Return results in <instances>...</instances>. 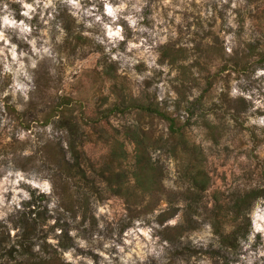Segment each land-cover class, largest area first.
<instances>
[{"label": "clouds", "instance_id": "1", "mask_svg": "<svg viewBox=\"0 0 264 264\" xmlns=\"http://www.w3.org/2000/svg\"><path fill=\"white\" fill-rule=\"evenodd\" d=\"M224 4L228 5L225 9V55L232 54L238 40L249 44L259 40L257 51L264 52V0H218L217 6ZM146 6V0H0V113H3L0 115V130H5L9 139L14 136L15 144L19 145L0 151V228L15 237L4 246L13 259L9 260V256L4 255L0 264H5L6 260L9 264H40L41 261L46 264H55L56 261L59 264H92L87 256L76 255L77 249L99 252L102 257L99 264H172L171 252L176 242L202 250L199 251L202 258L193 256L188 264H207L204 253L210 251H219L220 255L216 257L218 264H264V114H260L264 113V64H253L249 70L233 72L227 88L217 89V94L225 92L229 99L242 98L245 101L246 119L241 123L245 129H251L260 141L253 152L248 142L249 133L244 132L241 138L248 142L245 149L236 148L234 142L228 144L229 148L235 149L234 156L237 151L244 152L238 161L245 166L247 173L227 188V193H236L239 199L246 200L238 213H228L233 223L224 226L223 234L233 239V245H221L220 236L214 231V221L203 208L191 216L198 229L180 231L185 223L186 202L183 199L167 203L161 199L149 211L132 217L125 214L121 218L123 230L113 226L110 235L108 216L101 219L106 209L99 203L90 202L91 215L97 223L90 237H85L82 233L89 223L85 221L81 225L79 213L73 220L71 214L60 206L61 197L55 189V165L38 150L52 138V124L36 129L44 136L37 143L31 133L16 127L17 122L8 116L5 98L10 97L7 100L9 107L17 113L23 112L43 90L41 77L49 82L59 77L67 85L72 82L69 73H78L83 56L90 53L106 61L95 65L101 76L106 65L113 64L116 65L117 77L127 75L130 80L141 83L162 72L159 79L164 82L153 83L147 91L158 89V99H164L168 91L175 99V94L166 85L178 72L167 61L157 63L160 56L158 45L165 44L174 32L170 24L158 28L157 24L164 22L153 23L155 15L146 16ZM168 15L171 17V12ZM199 15L210 18L214 11L209 6ZM76 37L87 42L77 44ZM68 45H72L74 51ZM181 46L192 48V44L186 42L177 45ZM192 59L181 63L191 64ZM141 63L144 69L138 72L136 66ZM192 74L197 78L200 76L195 68ZM192 93L189 100L199 95L195 88ZM100 94L109 95L107 89ZM132 95H137L135 89ZM112 99L114 97H110L109 103ZM215 102L219 103V100ZM207 119L216 123L211 114ZM225 120L229 127L235 124L230 115L225 116ZM64 147L67 148V143ZM155 158L153 155V160ZM255 164H259V168L254 167ZM175 181L176 175L172 171L162 185L168 191H181ZM41 197L49 216L55 217L57 212L64 214L69 225L66 231L74 247H58L48 236L47 243L51 247L45 251L46 240L32 237L29 258L27 254H20L18 246H13L19 239L16 233L22 232L18 221L22 216H28L30 207H35L32 202ZM148 203L145 198L136 207L142 209ZM174 209L179 211L170 214ZM52 223H55L54 219L49 221ZM75 225H80V228ZM60 232L61 229L57 228L52 235L59 237ZM166 233L179 234L176 241L170 242L165 238Z\"/></svg>", "mask_w": 264, "mask_h": 264}, {"label": "rangeland", "instance_id": "2", "mask_svg": "<svg viewBox=\"0 0 264 264\" xmlns=\"http://www.w3.org/2000/svg\"><path fill=\"white\" fill-rule=\"evenodd\" d=\"M146 5L144 9L145 15H155L153 23H156V21L164 22L163 24L158 23V28L163 27L164 24H170L174 32V36H169L165 44L158 45L160 56L157 63L167 61L178 72V75L169 80L166 85L170 92L175 94V99H172L168 91L165 92L164 99H158V89L152 92L147 91L153 83L164 82L159 79V77L163 76L162 72L156 73L151 80L146 79L141 83L130 80L127 75L117 77L115 75L116 65L113 64L106 65L104 74L101 76L97 72L95 65L102 62L106 63V61L103 57L94 53L83 56L79 72L69 73L72 82L67 85L59 77L53 82L41 77L43 90L36 99L30 101L23 112L17 113L14 108L9 107L7 100L10 97L5 98V107L9 118L17 122L16 127H22L26 132L31 133L37 143L43 140L44 136L36 129L46 127L49 123L52 124V138L40 145L38 150L48 161L55 165V189L61 197L60 206L65 209L66 213L71 214V219L73 220L79 213L81 225L85 221L89 223V227L84 229L82 233L85 237H90L91 233L95 231L97 223L96 218L91 215L90 202L99 203L101 208L106 209L101 219L104 216H108L109 235L114 230L113 226L121 229V231L123 230L124 225L121 218L125 214L129 217L137 216L141 212L149 211L161 199L166 203L177 199H183L186 202L184 225L187 227L189 226L187 219L203 208L214 221V231L215 225L220 226L224 231L225 225L233 223L228 213H237L235 203L238 197L236 193H227L228 185L239 178V176L247 175L244 171L245 166L238 161V157L243 155L244 152L237 151L234 156L233 152L235 149L229 148L228 144L234 142L236 148L245 149L246 143L250 142L253 152L260 144L255 133L251 129H245L241 123L242 120L246 119L244 115L247 109L245 101L242 98L229 99L225 92L217 94L218 88H227L228 80L232 78L233 72H244L251 69L253 64H264V52L257 51L260 47V41L258 40L255 44H249L247 41L238 40L232 54L226 56L224 50V36L227 34L225 31V9L228 5L224 4L222 7H218V0H146ZM209 6L212 7L214 15L210 18L200 16L199 12L206 11ZM169 12L172 14L171 17L168 15ZM145 24H148L147 20ZM229 31L231 30L229 29ZM76 41L77 44L87 42L80 37H76ZM182 42L191 43L192 48L177 47ZM68 48L74 51L72 45H68ZM190 58H193L191 64L185 65L181 63ZM136 68L138 72L143 70V63L137 65ZM193 68L200 73L199 78L193 76ZM77 76H79V79H77ZM193 88L199 92V95L192 100L201 98L202 106L196 108L194 115L191 116L185 108L178 110L175 101L179 98V91L189 97L193 95ZM104 89H107L109 95L100 94ZM133 89L137 92L135 97L132 95ZM73 92H76L75 96H73ZM110 97H114L111 103H109ZM145 97L155 99L159 102L160 107L166 109L171 115L178 116L182 123H189L186 126V137L190 143L199 146L202 150L204 168L210 178L207 188L199 193L198 199L192 193L194 189L188 181L183 160L181 161L171 153L159 148L152 149L151 155L152 159L153 155H155L156 158L153 161L163 168L162 181L169 179L170 172L174 171L176 175L175 183L182 190L176 192L165 190L161 181L164 192L158 193L156 200L142 209H130L126 198L117 192L116 184L121 182L124 179L123 177L116 176V179L114 177V184H109L96 171L94 172L93 168L88 166L90 162H87L85 166L86 178L75 179L62 172L60 167L62 153L57 144L59 143L65 148L64 144L67 143V137L66 132L57 121L63 114H72L82 122L95 111L105 110L112 107L114 103L120 104L124 102L120 108L121 110H116L110 116L109 124L111 127L103 124L107 130H113L114 128L123 131L127 125L140 123L143 127L151 129L156 136L168 137V124L166 121L155 116L150 117L148 114H144L143 118H140L136 107H128L131 98L142 100ZM216 100H219V103H216ZM257 111L259 112V110ZM209 114L215 117L216 123L207 119ZM0 115H3V113H0ZM229 115L235 121L232 127H229L225 120V116ZM188 118H190L189 122H187ZM86 130L90 133L92 132L91 129L86 128ZM244 132L249 133L248 142L241 138ZM97 139L98 137L93 134V136L88 135L84 140L86 154L96 166L99 165V159L105 154L104 152L107 149L106 145L97 141ZM6 140L7 143H5ZM123 141L128 151V161L122 169H115L118 172L124 171L127 176L124 179L126 186H132L136 182L133 174L134 144L125 138H123ZM47 145H50L49 150L45 147ZM14 146H19L15 144V137L12 136L9 139L6 131L0 130V151L6 148H13ZM67 148H65V155L68 159L73 160L71 153L67 152ZM253 159L255 160V157ZM254 167L259 168V164H255ZM145 198L149 201L151 200L148 195L144 197V200ZM32 203L35 207H30L31 209L36 208V211L38 209L44 212L42 213L43 222L39 219L40 223L38 224V235L36 238L46 240L45 251L51 247L47 243L48 236H51L52 243H55L58 247L65 249L74 247L72 238L68 236L66 231L69 225L64 214L57 212L55 217L49 216L46 206L43 205V198L34 200ZM178 211V209H174L171 214ZM32 216L36 217L38 215L34 213ZM53 219L55 223L49 224V221ZM62 220L64 221L63 223ZM221 223L223 226L220 225ZM74 227L79 229L80 225H75ZM193 227L188 229L192 231L198 229V225L195 222H193ZM57 228L61 229L59 237L52 235ZM167 234L165 238H167ZM215 234L217 235L216 232ZM16 236L19 239H17L13 248L18 246L20 254L29 256V253L25 250L24 244L26 243L22 244L23 230L16 233ZM11 238L15 237H11V234L0 228V240L2 241L0 258L8 255L9 260L13 259L10 251L4 247L10 242ZM95 247L99 248L101 246L95 245ZM180 247H183L180 249L183 252L172 257V264H181V262L188 264L193 256L198 259L202 258L199 256V251L202 250H194L189 245H181ZM209 247L211 248V245ZM76 255L87 256L92 261V264H99V260L102 259L99 252H93L91 249L88 251L77 249ZM219 255V251L204 253V256L207 257V264H218L216 257ZM5 264H9V261L6 260ZM42 264H46V262ZM55 264H59V261H56Z\"/></svg>", "mask_w": 264, "mask_h": 264}, {"label": "trees", "instance_id": "3", "mask_svg": "<svg viewBox=\"0 0 264 264\" xmlns=\"http://www.w3.org/2000/svg\"><path fill=\"white\" fill-rule=\"evenodd\" d=\"M179 98L175 101L177 109L185 108L189 115H194L195 109L200 108L202 105L201 98L195 100H188V97L179 91ZM122 103H114L112 107L101 111H95L89 115V117L81 122L72 114L61 115L57 121L66 132L67 137V152L71 153L73 160H70L65 155V148L57 144L62 153V160L60 161V167L62 172L69 177L86 178V164L90 162L89 167L93 168L98 175L102 176L109 184H114L116 176L127 178L124 171H116L117 168L124 167V164L128 161V151L125 148L123 138L131 141L134 144V177L136 182L132 186H126L124 179L116 184L117 192L122 194L129 204V208H137L136 206L142 204L144 197L148 195L151 204L156 200L158 193H163L161 181H162V166H158L153 161L151 150L159 148L171 153L173 156L179 158L185 163L186 175L188 181L193 187L192 192L198 199L199 193L205 190L209 183V176L204 168V154L199 146L190 143L186 137V126L189 123H182L180 118L176 115H171L166 109L160 107L159 102L155 99H130L129 108L136 107L139 117L143 118L144 114H148L150 117H158L168 124V137L156 136L151 129L143 127L142 124H130L124 127L123 131L118 129L107 130L103 125L111 127L109 124L110 116L116 111L121 110ZM126 107V108H128ZM139 118V119H140ZM190 118L187 119V122ZM86 128L91 129L92 132H88ZM97 133V134H96ZM98 137L97 141L106 145L107 149L99 159V165L96 166L91 162L90 157L87 156L84 148V140L88 135ZM49 150L50 145L45 146ZM47 150V151H48ZM49 152V151H48ZM116 168V169H115ZM125 172H127L125 170ZM115 177V179H114ZM137 189V190H136ZM43 198V197H41ZM246 200L237 198L235 203V210L238 213L240 208L243 207ZM37 213L38 216L33 217L32 214ZM42 211L31 209L27 217H21L18 223L23 230V243L25 250L29 253L31 258V246L32 237H36L38 234L39 219L43 220ZM171 214V213H170ZM43 222V221H42ZM188 227L183 226L180 231L189 230L193 227V221L191 218L187 219ZM221 226L222 223L220 224ZM215 232L220 236L222 245H233L234 241L230 236L223 234V229L220 226L215 225ZM170 234V235H169ZM179 233H168L167 239L170 242L176 241ZM2 241L0 240V247ZM182 244L176 242L174 250L171 252V257H175L183 252L180 251ZM44 261H41L42 264Z\"/></svg>", "mask_w": 264, "mask_h": 264}]
</instances>
